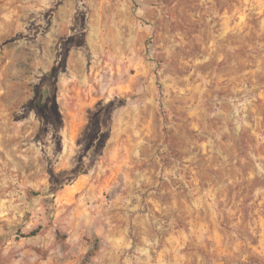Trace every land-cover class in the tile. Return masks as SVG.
Segmentation results:
<instances>
[{"label": "rangeland", "instance_id": "374dc122", "mask_svg": "<svg viewBox=\"0 0 264 264\" xmlns=\"http://www.w3.org/2000/svg\"><path fill=\"white\" fill-rule=\"evenodd\" d=\"M0 264H264V0H0Z\"/></svg>", "mask_w": 264, "mask_h": 264}, {"label": "trees", "instance_id": "16d2710c", "mask_svg": "<svg viewBox=\"0 0 264 264\" xmlns=\"http://www.w3.org/2000/svg\"><path fill=\"white\" fill-rule=\"evenodd\" d=\"M58 66H53L48 72H46L42 79L41 82L38 84L37 89H36V97L31 101V105L33 107H46L48 104V101L53 94H55V88L56 85L54 84V79L57 76V71ZM56 103L54 99V104ZM115 102L110 101L107 104H105L103 107L99 108L101 111L106 110L108 111L109 118L111 119V112L114 108ZM109 130V127L108 129ZM49 193H55V188H50ZM34 196L40 197L44 196L46 192L44 190L42 191H34L32 192ZM36 232H32V235H35Z\"/></svg>", "mask_w": 264, "mask_h": 264}]
</instances>
